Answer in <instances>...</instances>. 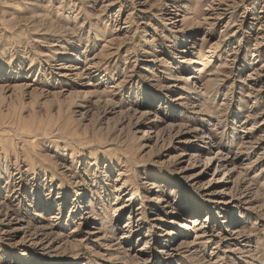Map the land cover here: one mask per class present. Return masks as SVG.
I'll return each mask as SVG.
<instances>
[{
	"label": "rangeland",
	"instance_id": "1",
	"mask_svg": "<svg viewBox=\"0 0 264 264\" xmlns=\"http://www.w3.org/2000/svg\"><path fill=\"white\" fill-rule=\"evenodd\" d=\"M0 264H264V0H0Z\"/></svg>",
	"mask_w": 264,
	"mask_h": 264
},
{
	"label": "bare ground",
	"instance_id": "2",
	"mask_svg": "<svg viewBox=\"0 0 264 264\" xmlns=\"http://www.w3.org/2000/svg\"><path fill=\"white\" fill-rule=\"evenodd\" d=\"M210 162H211L210 160L207 161V162H206V165H209ZM221 167H223V165L219 166L218 169H220ZM226 173H227V172H225V174H226ZM219 180H220V179H219ZM214 195H215V194H214ZM213 199H214V198H213ZM234 214H235V212H234ZM194 221H195V225H194V227H196V228L199 227L200 224H201V223H199V220H198V219H195ZM236 223H237V222H236ZM231 225H232V226H235V223H231Z\"/></svg>",
	"mask_w": 264,
	"mask_h": 264
}]
</instances>
